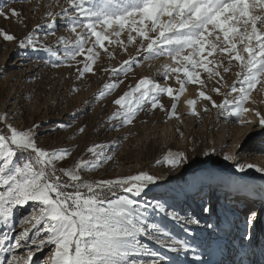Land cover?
Here are the masks:
<instances>
[{"label":"rangeland","instance_id":"obj_1","mask_svg":"<svg viewBox=\"0 0 264 264\" xmlns=\"http://www.w3.org/2000/svg\"><path fill=\"white\" fill-rule=\"evenodd\" d=\"M0 6L4 13H10L11 9L21 13L19 17L7 19L0 15V29L16 37L6 41L0 35V115L7 116L6 121H0V132L7 134L8 124L18 130L32 128L39 147L49 151L68 149L70 155L55 162L57 175H61L59 169L73 167L81 159L94 160L88 149L102 145L98 151L104 156H113V159L104 161L95 170L82 169L80 175L85 180L116 179L141 171L156 176L158 179L140 197L117 190L118 195L139 199L150 222L159 224L172 238L161 237L168 245L166 247L142 236L144 252L133 259L149 264L152 257L144 253L152 251L166 258L158 264H250L255 249L264 246V234L259 236L257 227L253 229L251 239L245 238L244 221L250 209L264 207L261 184L264 174L254 169L239 172L235 163L264 166V134L253 142L250 139L242 142L248 139L253 126L239 124L236 117L228 116L222 109L199 98L200 86L190 83L178 102L166 93L161 94L159 100L164 110L152 109L150 102H146L131 124L121 125L120 119H111L119 108L114 100L134 88L141 78L148 77L161 86L170 85L174 90L179 88L175 74L168 78L164 75L165 66L173 64L169 56H153L140 50L141 38L129 43L125 30L119 37L123 44L116 43L115 36H112L111 44L105 41L108 52L95 46L94 51L99 52V57L94 64L87 61L86 55L72 59L69 53L76 48V33L70 30L69 19L62 13V9L71 13L67 0H0ZM49 11L54 16L49 17L46 14ZM77 31L83 30L77 28ZM29 35L36 46L20 47L19 41ZM94 40L95 37H90L84 45L86 53L88 48H93ZM144 43L146 46L147 42ZM126 60L129 64L124 65ZM85 63H89L92 71L80 76ZM122 65L123 70L113 74L112 69L119 70ZM225 67L230 70L225 72ZM200 71L201 79L205 81L203 90L216 104L239 99L238 93L231 92V86L237 82L236 74L240 72L238 62L232 61L229 66L224 60L219 68L222 81L219 77L209 79L207 72ZM114 82L118 85L115 89L105 90L104 85ZM216 87L220 88V93L213 91ZM101 91L106 92L102 97ZM189 99H197L199 115L192 114L187 103ZM173 103H177L178 118H170ZM244 106L264 114V88L261 85L252 91L251 99ZM245 118L258 119L254 111L247 113ZM80 128H84L82 133ZM169 152H183L187 159L177 167L170 166L164 162ZM225 154L235 155L237 161L225 160ZM24 158L25 154H21L16 160L22 162ZM252 173L258 181L251 180L248 175ZM155 201L165 205L164 212L154 208ZM171 212L178 213L184 220H173L169 215ZM38 213V202L17 206L11 222L0 224V236L7 233L12 243L24 229H29V236H34L36 229L32 228L34 220L30 218ZM189 218L199 219L200 223L188 224ZM261 220L264 222V209ZM38 227L43 228V224ZM35 238L43 239L45 233L41 231ZM178 241H186L190 250L175 251L177 245L174 242ZM24 243L22 241V245ZM50 247L45 246L36 253L34 264H47ZM28 251L29 247L25 246L14 250L19 264H27ZM256 252L253 261L264 264L263 255ZM8 257V253H0V258Z\"/></svg>","mask_w":264,"mask_h":264},{"label":"snow or ice","instance_id":"obj_2","mask_svg":"<svg viewBox=\"0 0 264 264\" xmlns=\"http://www.w3.org/2000/svg\"><path fill=\"white\" fill-rule=\"evenodd\" d=\"M67 3L71 13L68 9H62V13L69 19L70 30L76 33V48L69 53L72 59L86 55L87 61L94 64L99 57V52L94 51L95 46L108 52L105 41L111 44L112 36H115L116 43L123 44L119 37L127 30L129 43L140 37V50L153 56L167 55L173 61V64L165 66L164 75L168 78L175 74L178 89L174 90L170 85L161 86L148 77L141 78L134 88L114 100L119 108L111 119H120L121 125L131 124L146 102H150L152 109L159 107L164 110L159 96L166 93L178 102L190 83L200 86L199 98L222 109L228 116L236 117L239 124L253 126L251 132L264 134V114L244 106L257 85L264 88V0H67ZM46 14L54 16L51 11ZM0 15L7 19L19 17L21 13L17 9L4 13L3 6H0ZM77 28L83 31L78 32ZM0 35L6 41L16 39L3 29H0ZM90 37H95V40L93 48H88L86 53L84 45ZM144 42H147L146 46ZM19 46L35 47L36 44L29 35L19 41ZM224 60L229 66L232 61L239 64L237 82L231 86V92L238 93L239 99L225 100L218 105L203 90L205 81L201 79L200 70L207 72L209 79L219 77L222 81L219 68ZM123 64L127 65L129 61ZM122 70L123 65L119 70L113 68L112 72L116 74ZM229 70L230 67L224 68L225 72ZM91 71L89 63H85L79 75ZM117 86L114 82L104 85V88L110 91ZM213 91L220 93V88ZM105 94V91L99 93L101 97ZM197 102V99L187 100L194 115H199ZM176 108L177 103H173L170 118H178ZM204 110L207 111V107ZM250 111H254L258 119L245 118ZM6 119V114L0 115V121ZM6 126L8 133L0 132V224L8 225L13 218V210L30 201L38 202L39 213L30 218L34 220L32 228L36 229L34 236H29V229L21 231L15 237V243L7 233L0 236V253L9 254L8 258H0V264H19L14 250L22 246L29 247L27 264H34V256L45 246H52L47 264H144L142 260L133 259V256L144 252L142 236L168 246L161 237L171 240L170 233L159 224L150 222L140 200L117 193V190H122L140 197L158 179L156 176L141 171L116 179L85 180L80 175L82 169L95 170L104 161L113 159V156H104L98 151L102 145L88 149L94 160L81 159L73 167L59 169L61 175H57L55 162L69 156L68 149H43L37 145L32 128L18 130L10 124ZM79 131L82 133L84 128ZM21 154H25V158L17 162L16 157ZM186 159L183 152H169L164 162L177 167ZM224 159L237 161L233 154H225ZM235 167L239 172L254 169L264 174V166L255 163L236 162ZM153 206L160 212L165 211V205L160 201H155ZM169 215L173 220H184L176 212ZM257 219V212L250 209L244 221L245 238H252ZM186 223L198 225L200 221L189 218ZM41 224L43 228L38 227ZM41 231L45 238L37 240L35 237ZM22 241L25 242L23 245ZM174 243L177 252L190 250L186 241ZM144 254L152 257L149 264H158L166 259L159 252Z\"/></svg>","mask_w":264,"mask_h":264},{"label":"bare ground","instance_id":"obj_3","mask_svg":"<svg viewBox=\"0 0 264 264\" xmlns=\"http://www.w3.org/2000/svg\"><path fill=\"white\" fill-rule=\"evenodd\" d=\"M262 135V134H261ZM261 135H258V134H256V133H253V132H250V134H249V136H248V139H244L242 142H245V141H248L249 139L251 140V142H253L256 138H258L259 136H261ZM247 144V143H246ZM248 146V145H247ZM264 157V156H263ZM216 172H218L217 170H216ZM250 178H251V180L253 181V182H255V181H258V180H256V179H254V173H252V174H249L248 175ZM216 178V177H215ZM261 184H262V187L264 188V180H262L261 181ZM264 192V191H263ZM264 194V193H263ZM211 204H212V202H210L209 203V209H210V206H211ZM261 206V205H260ZM260 206H256V208L254 209V211H256L257 212V214H260V218H258L257 219V224H256V227H255V229H257V227H258V229H260V232H259V236L261 235V234H264V222L261 220V216H262V212H263V209H264V207L262 208V209H260ZM209 209H207L208 211H209ZM233 211V213L235 214V210H232ZM230 227H231V225H230ZM232 230V229H231ZM230 230V231H231ZM229 231V232H230ZM252 231H253V229H252ZM240 244H242V243H240ZM264 246H260L257 250L255 249V254L253 255V257H252V260H251V263L250 264H256L255 263V261H253L255 258H256V254H257V252L256 251H258V253H259V255H263V257H264ZM262 249H263V251H262ZM244 254H246V253H244ZM223 264H225V263H223Z\"/></svg>","mask_w":264,"mask_h":264}]
</instances>
